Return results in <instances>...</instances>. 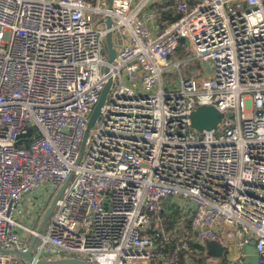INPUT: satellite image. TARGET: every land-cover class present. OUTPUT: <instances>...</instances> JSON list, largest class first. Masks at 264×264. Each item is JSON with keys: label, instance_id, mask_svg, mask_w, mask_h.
<instances>
[{"label": "built area", "instance_id": "obj_1", "mask_svg": "<svg viewBox=\"0 0 264 264\" xmlns=\"http://www.w3.org/2000/svg\"><path fill=\"white\" fill-rule=\"evenodd\" d=\"M153 1L0 0V249L27 250L18 229L40 239L32 261L0 250V264H194L219 233L238 253L224 264H245L251 239L264 264V0ZM168 10L180 16L161 28ZM197 59L212 75L183 78ZM202 105L217 127H191ZM65 182L43 232L19 222L24 196Z\"/></svg>", "mask_w": 264, "mask_h": 264}, {"label": "water", "instance_id": "obj_2", "mask_svg": "<svg viewBox=\"0 0 264 264\" xmlns=\"http://www.w3.org/2000/svg\"><path fill=\"white\" fill-rule=\"evenodd\" d=\"M110 25H111V18L107 17L106 26L109 28ZM105 41H106V47H107V60H108V62H111L115 58L116 50L112 44V36H111L110 30H108L106 33ZM110 84H111V79L109 78L108 81L106 82V84L104 85V88L101 92L98 103L96 104V106L94 107V109L92 111V114H91L90 119H89L88 124H87V129H86L85 134H84L83 142L80 146V152H79L78 160L80 159L81 154H82L84 140H85L86 135L88 133V129L94 124V122H95V120L99 114L100 107L104 103L107 91L110 87ZM228 114L231 115V113H228ZM221 117H222V114L214 106L202 105V106H199L196 110H194L191 113L190 125L192 128H194L197 131L211 130V129L216 127L217 123H219V121L221 120ZM30 135H31V129H28L24 135H21L19 137L17 144H19L21 142V138H23V137L26 138V137H29ZM26 146H27V144L25 143V147ZM66 183L67 182L62 184L60 186V188L56 191L54 196L52 197L49 205L47 206V208L45 209V211L42 215V218L40 220L38 227L36 228L37 232H41L44 225L50 219V217L54 211L56 201L60 197L63 189L66 186ZM35 240H36V238L34 237L31 240L26 251H23V250H20L17 248H13L10 250H4V249H0V250L3 252H7V253H15L18 256H21L22 258H24L26 261L30 262L33 260L32 248H33ZM204 248H205V250L208 251V247L204 246ZM226 249L227 248L225 246H218L215 250L214 256L215 257H223ZM243 252H244L243 261L245 264H259L258 252H257V249L255 247V240L254 239H251L249 241V243L247 245H245ZM36 264H89V263L85 262L84 260L78 259V258L66 257V258H58V259H51V260H37Z\"/></svg>", "mask_w": 264, "mask_h": 264}, {"label": "rangeland", "instance_id": "obj_3", "mask_svg": "<svg viewBox=\"0 0 264 264\" xmlns=\"http://www.w3.org/2000/svg\"><path fill=\"white\" fill-rule=\"evenodd\" d=\"M107 3H109L110 0H106ZM194 2H198L201 0H193ZM228 6V4H227ZM236 10H238L237 8H235ZM158 24L160 25V21H158ZM102 26V25H100ZM161 26V25H160ZM162 28V26H161ZM112 43L115 49H117V51L120 49V40H118L117 35L115 33L112 34ZM106 48V46H105ZM185 55V51L179 50L177 52V55H173L171 58V62H175L176 60H180L181 56ZM187 66V65H186ZM185 65L181 67V74L183 76V78L187 79V78H195L198 79V81L203 80L205 78H208L212 75V67L210 62L208 61H200L199 59L197 60H192L190 62H188V66L186 67ZM178 78V72L177 70L174 68L173 64H170L169 68L165 71L164 75L162 76L163 82L164 84L167 86L169 84H173L176 79ZM109 96V94H108ZM223 119V114L221 117V120L219 121V123L222 121ZM101 122V119L99 117H97L96 121H95V127L97 125H99ZM218 126V123L216 125V127ZM92 135V132H91ZM39 191V192H37ZM55 191L54 190H49L47 189L46 186H41L39 189H36V191H34L31 195H27L24 196L22 199V203L19 206V211L21 216H23L24 218H26L27 220H29L28 222L24 219H21L19 222L25 223L24 225H27L30 228L36 229L37 228V224L33 225V219H29L31 216L35 217L36 216V209L38 206H40L41 204H45L49 199L51 201L52 197L54 196ZM34 195L36 196V198L34 197ZM31 198V202L32 205H30V207L26 210V212L24 213L25 209H26V203H24L25 199ZM22 208V209H20ZM28 215V216H27ZM30 215V216H29ZM165 217L163 215V220H162V225L164 226L165 229H167L165 227ZM47 225V224H45ZM44 230L42 229V232ZM19 237H24V239L26 241H31L33 239V236H31L29 233L24 232L23 233H17ZM223 236V235H222ZM40 241V239H37L36 242ZM220 237H216V238H211V239H205L201 241V245L204 247H208V251L204 249L205 255H206V264H217V262L222 259V257H215V250L218 246H220ZM237 253V248L236 247H232L229 246L228 251L226 256H230V257H234L235 254ZM19 259L24 261V259H22L19 256Z\"/></svg>", "mask_w": 264, "mask_h": 264}, {"label": "crops", "instance_id": "obj_4", "mask_svg": "<svg viewBox=\"0 0 264 264\" xmlns=\"http://www.w3.org/2000/svg\"><path fill=\"white\" fill-rule=\"evenodd\" d=\"M168 2H170V0H155V1H153V2H150V5L149 6H151L152 8H156V7H159V4H161V3H164V5H169V4H165V3H168ZM168 22V21H167ZM153 35H155V33L153 32ZM175 55H177V54H175ZM172 63H174V62H171V60H170V64H172ZM187 67V66H186ZM39 189V188H38ZM36 191V190H35ZM37 192H39V191H37ZM33 193V192H32ZM31 193V194H32ZM30 194V195H31ZM29 196V195H28ZM37 196V195H36ZM36 196L34 195V197L36 198ZM31 198H28V199H25V201H24V203H26V209H25V211H24V213L26 212V210L30 207V205H32V202H31V200H30ZM22 203V202H21ZM20 203V204H21ZM49 203H50V199L45 203V204H41L40 206H38L37 207V209H36V216L35 217H30L29 219H33V225H36V223H38L37 224V227H38V225H39V223H40V220H41V218H42V215H43V213H44V211H45V209L47 208V206L49 205ZM20 204H19V206H20ZM18 206V207H19ZM20 209H22V208H20ZM28 216V215H27ZM30 216V215H29ZM18 218H19V221L21 220V219H24V220H26L27 222L29 221V220H27L26 218H24L23 216H21V214L18 216ZM20 223H22V222H20ZM23 225L25 224V223H22ZM47 224V223H46ZM27 226V225H26ZM45 227H46V225H44V227H43V230H45ZM23 233V230H21V229H18L17 230V233ZM219 237H220V239H221V241H220V246H225L226 248L228 247V245H227V243L225 242V240H224V237L222 236V234L221 233H219V235H218ZM23 239H24V237H22ZM25 240V239H24ZM26 241V240H25ZM31 242V241H30ZM29 242V243H30ZM201 245V244H200ZM229 248V247H228ZM204 247L202 246V249L200 248L199 250H200V253H199V256L197 257V258H199V259H201V261H200V263L199 262H196V259H195V262H194V264H206V262H207V260H206V255H205V252H204ZM227 251H228V249H226V251L224 252V255H223V257H222V259H220L218 262H217V264L218 263H220V264H224L227 260H231V259H234L236 256H237V254L238 253H236L235 254V256L234 257H230V256H226V254H227ZM21 257V256H20ZM22 258V257H21ZM221 258V257H220ZM22 259H24V258H22ZM24 261H25V259H24Z\"/></svg>", "mask_w": 264, "mask_h": 264}, {"label": "trees", "instance_id": "obj_5", "mask_svg": "<svg viewBox=\"0 0 264 264\" xmlns=\"http://www.w3.org/2000/svg\"><path fill=\"white\" fill-rule=\"evenodd\" d=\"M170 3H172V0H170V2H168V3H165V4H170ZM159 6H160V4H159ZM180 16V14L179 13H176V14H174V16H172L171 15V11L170 10H168V11H163V12H161V15H160V17H159V21H160V25L162 26V28L164 27V25L162 24V22L164 21V20H166V21H168V23H172L173 21H175L178 17ZM160 26V27H161ZM178 211L176 210V208L175 209H173V210H171V213L170 214H163L164 215V217H165V227L167 228V229H171L173 226H174V224L176 223V221H177V219H178V213H177ZM186 223H187V225H190V220L188 219L187 221H186ZM195 247H197L198 249H202V245H200V244H195ZM200 261H201V259H199V258H197L196 259V262H199L200 263Z\"/></svg>", "mask_w": 264, "mask_h": 264}]
</instances>
